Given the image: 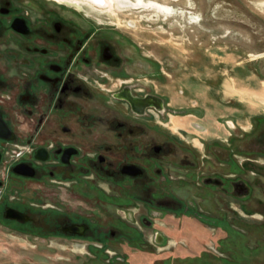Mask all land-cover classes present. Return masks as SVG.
<instances>
[{
	"label": "flooded vegetation",
	"instance_id": "obj_1",
	"mask_svg": "<svg viewBox=\"0 0 264 264\" xmlns=\"http://www.w3.org/2000/svg\"><path fill=\"white\" fill-rule=\"evenodd\" d=\"M155 75L131 38L108 34L82 8L0 0V231L30 237L35 249L78 247L97 258L108 240L130 242L128 226L137 239L140 225L157 224L150 241L163 252L193 246L183 225L203 217L195 201L167 192L173 149L165 131L151 133ZM245 134L250 148L229 147L219 170L202 173L227 203L250 197L254 187L247 178L254 173L237 160L238 171H229L232 151L255 165L264 154L262 125ZM107 207L131 211L132 220L98 216ZM170 227L177 235L166 234Z\"/></svg>",
	"mask_w": 264,
	"mask_h": 264
},
{
	"label": "rangeland",
	"instance_id": "obj_2",
	"mask_svg": "<svg viewBox=\"0 0 264 264\" xmlns=\"http://www.w3.org/2000/svg\"><path fill=\"white\" fill-rule=\"evenodd\" d=\"M48 1L82 8L108 34L131 38L151 60V73L156 75L149 80L150 93L157 100L147 106L151 133L165 131L173 149L166 160L172 177L166 190L189 205L195 201L203 222L191 218L183 225L184 237L193 244L187 256L179 251L188 248L185 244L169 252L152 245L150 233L159 230L157 224L140 225L139 239H133L131 227H126L130 242L108 240L98 258L95 251L78 247L35 249L30 237L0 231V264H166L176 259L174 264H264V154L255 165L244 160L247 155L241 151H232L236 155L229 171H238L237 160L246 173H254L247 176L254 186L250 197H231L227 203L202 174L219 170L227 162L224 150L229 147H249L245 133L250 121L264 131V0ZM229 119L245 130L237 124L229 129ZM100 210L103 218L133 216L112 207L98 209V216ZM223 218L222 227L213 225ZM246 246L257 250L247 252ZM194 257L198 261L188 260Z\"/></svg>",
	"mask_w": 264,
	"mask_h": 264
},
{
	"label": "crops",
	"instance_id": "obj_3",
	"mask_svg": "<svg viewBox=\"0 0 264 264\" xmlns=\"http://www.w3.org/2000/svg\"><path fill=\"white\" fill-rule=\"evenodd\" d=\"M251 118V117H250ZM251 120V119H250ZM229 122V123H228ZM228 122H227V127L229 128V129H233L234 128V125L235 124H237V125H239L240 127H241V129H244L245 130V128H243V126L239 123V121H235L234 119H229L228 120ZM253 122H251L250 121V123H249V129L251 130L252 129V127H253ZM201 128V127H200ZM247 131V130H246ZM184 229H185V227H184ZM177 230H178V228H174V227H170V230L168 229V230H166V234L168 233H170V234H172V235H177L176 233H177ZM184 231V230H183ZM184 233H185V231H184ZM178 235H181V234H178ZM187 240L190 242L191 241V239L187 236ZM191 249H193V248H191V247H189V248H187V249H182V250H179L180 251V253L182 254V255H190V253H188V251H191Z\"/></svg>",
	"mask_w": 264,
	"mask_h": 264
},
{
	"label": "trees",
	"instance_id": "obj_4",
	"mask_svg": "<svg viewBox=\"0 0 264 264\" xmlns=\"http://www.w3.org/2000/svg\"><path fill=\"white\" fill-rule=\"evenodd\" d=\"M246 250L247 252H255L257 249L256 248H252L250 246H246ZM195 261H198V258L194 259ZM230 263H234V262H230ZM240 264V263H239Z\"/></svg>",
	"mask_w": 264,
	"mask_h": 264
}]
</instances>
